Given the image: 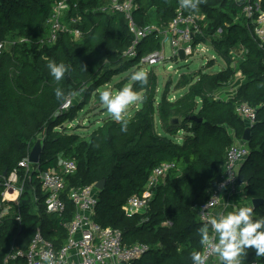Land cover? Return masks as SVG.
<instances>
[{
    "label": "trees",
    "instance_id": "trees-1",
    "mask_svg": "<svg viewBox=\"0 0 264 264\" xmlns=\"http://www.w3.org/2000/svg\"><path fill=\"white\" fill-rule=\"evenodd\" d=\"M57 1L0 0V264H6L11 251L27 250L38 230L57 250L63 247L64 223L75 211L69 191L101 180L106 183L99 192L96 221L120 230L127 245L150 246L133 264H192L191 253L204 248L198 230L205 224L194 209L208 200L220 182L227 149L242 140L247 128L236 111L240 103L256 108L257 119L247 142L250 154L239 176L247 201L263 200L258 207L251 205L254 217H264V43L252 34L242 5L233 0H192L197 4L192 9L183 7L181 0H136L135 19L140 26H147L151 15L168 25L179 9L204 16L207 26L202 24L203 34L193 44L211 41L227 67L216 73H183L176 88L186 90L176 99H171L168 85L159 97L157 75L146 71L148 83L132 85L134 92L143 93L134 115L119 122L107 117L87 138H81L64 124L76 120L92 98L100 103L101 88L114 76L161 50V38L151 34L139 44L138 55L128 57L125 52L134 36L124 15L107 9L109 0H66L71 9L65 22L72 28L70 19L79 17L73 27L82 36L61 32L55 42H49ZM261 6L264 9V0ZM237 43L245 53L234 68L231 50ZM45 58L68 67L60 82L49 74ZM238 72L244 80L235 95L218 97ZM56 87L63 90V99L56 98ZM78 93L83 98L75 103ZM68 99L72 105L63 109ZM156 116L163 133L157 131ZM38 140L43 146L41 159L27 173L19 163ZM59 157L74 159L78 166L66 178L67 209L62 215L47 211V194L38 177V170L57 169ZM164 162L175 167L155 188L147 211L127 213L125 203L142 194L153 169ZM14 170L23 189L17 201H6L3 193ZM5 205L12 207L8 213L3 212ZM239 258L242 264H264V256H257L252 248Z\"/></svg>",
    "mask_w": 264,
    "mask_h": 264
},
{
    "label": "built area",
    "instance_id": "built-area-1",
    "mask_svg": "<svg viewBox=\"0 0 264 264\" xmlns=\"http://www.w3.org/2000/svg\"><path fill=\"white\" fill-rule=\"evenodd\" d=\"M242 5V13L247 18L252 34L263 44L264 43V9L261 0H233ZM136 0H109L107 9L124 15L128 22L129 29L133 33L134 40L125 52L128 57L138 55L139 44L151 34H162V29L172 32L170 38L175 55L179 57V50L183 49L186 58L195 53L196 47L204 43L194 45L197 35H202V20L204 16L189 11L184 12L179 9L176 18L168 25L158 28L154 25L140 26L135 19V10L138 9ZM71 5L66 0L57 1L53 7L50 18L49 42H55L61 32H70L73 37L82 36V31L78 27H73L80 22L79 17H72L67 25L65 18ZM164 32V31H163ZM0 44V52L2 49ZM243 48V47H242ZM244 50V48H243ZM245 53V50H244ZM244 58V55L241 59ZM163 59L161 51H154L145 55L141 63L154 65ZM239 59V61L241 60ZM241 74V73H240ZM72 104V99H68L63 105V109H68ZM238 115L246 122L247 128H251L257 119V110L248 103H240L236 106ZM250 154L247 142L243 139L239 143H233L226 152V161L220 182L211 192L208 200L195 207L194 211L198 218L207 223L210 216L216 213H227L234 207L244 205L243 198L245 183L240 180V169L242 164ZM33 163L29 161V156L20 161L19 166L26 169L27 173L33 169ZM175 167L174 163L164 162L153 169L141 195L131 196L124 205L127 213H144L149 208V203L154 196L155 188L164 182L168 172ZM77 162L74 159L59 157L57 169L38 170V177L42 184V189L47 194L46 206L49 213L64 214L67 205L63 199L66 178L77 171ZM18 181V173L14 170L6 182L7 190L3 200H7L9 189L13 183ZM16 190L17 197L21 193ZM15 190V189H14ZM100 189L96 184L85 185L80 188L71 189L68 199L73 203L75 211L73 217L64 223L67 230V240L63 247L56 249L54 244L48 240L41 231H37L27 250L11 251L5 259L6 264H133L134 261L143 257L150 250L146 243L138 242L127 245L120 230L103 226L96 221V207L98 204ZM9 200L17 201L18 198ZM251 206L252 201L245 203ZM165 224H171L167 221ZM214 232L211 230L210 245L214 243ZM204 254L207 256L206 264H221L219 257L214 251V247H204ZM240 257V256H239ZM238 257L239 264L240 258ZM252 264H258L256 262Z\"/></svg>",
    "mask_w": 264,
    "mask_h": 264
},
{
    "label": "rangeland",
    "instance_id": "rangeland-1",
    "mask_svg": "<svg viewBox=\"0 0 264 264\" xmlns=\"http://www.w3.org/2000/svg\"><path fill=\"white\" fill-rule=\"evenodd\" d=\"M152 20L147 24V25H154L158 28H161L164 26L163 23H160L157 21L155 18V15H151ZM205 20V17H203ZM203 20V25L204 28L207 26V23L204 22ZM235 21H240L237 17H235ZM164 31V32H163ZM215 37L218 36V33L214 35ZM173 37L172 32L167 31V29H162V34L160 35L161 38V53L163 55V59L154 64L151 65L149 63H141L131 69L130 71H127L125 73L116 75L113 77L111 82L108 84L104 85L101 90L104 89H110L114 93L120 90L123 87L127 86H132L135 81L131 79V76L134 72L136 71H153L157 75L158 79V94L159 97L162 95L163 91L165 90V86L170 87L171 91V99H176L180 95L184 93L186 88L184 89H177L176 85L177 82L181 79V75L183 73L185 74H198L200 72H206V73H216L225 67H227V64L225 60L216 53L214 50L213 44L211 41H207L204 44H201L200 46L196 47V51L194 55L191 57L186 58L185 60H181L178 56L175 55V49L172 47L171 39ZM231 55H232V67H236L237 63L239 62V59H241L244 55V50L242 48V45L240 43H237L236 46L231 50ZM214 63V64H212ZM243 77L238 72L233 79V82L224 90L219 91L217 93L218 96H225L223 98H227L226 95H224L225 91H231L232 89L236 90L239 85L243 81ZM118 85L121 86V88H118ZM139 96L142 97V92L137 93ZM83 98V93H78L77 95L75 94V97L73 98V101L75 103H79ZM72 105V104H71ZM141 105V100L133 102L128 106L126 111L123 113V119H129L131 118L135 111L139 108ZM111 114L107 111L106 106H104L101 102L98 103L96 101V98H92L91 103L89 106H87L83 111H81L76 120L74 121H69L65 123V127H68L71 131L75 133H79L81 138H87L89 134L99 126L101 121L103 119L110 117ZM156 126H157V131L160 133H163V130L160 126L159 123V118L156 116ZM183 134L181 133V136ZM240 141V140H239ZM238 140H235V143H239ZM22 188V185L19 184V181L13 183V187L9 189V198H7L6 201H11L9 199L17 197L14 196L16 190H20ZM15 189V190H14ZM7 190V188H6ZM5 190V192H6ZM5 192L3 193L5 196ZM13 195V196H12ZM20 195V194H19ZM18 198V197H17ZM244 200V205L247 203V199L243 198ZM11 205H5L4 207V213H8L11 210Z\"/></svg>",
    "mask_w": 264,
    "mask_h": 264
},
{
    "label": "clouds",
    "instance_id": "clouds-1",
    "mask_svg": "<svg viewBox=\"0 0 264 264\" xmlns=\"http://www.w3.org/2000/svg\"><path fill=\"white\" fill-rule=\"evenodd\" d=\"M185 8L195 9L196 3L192 0H181ZM47 69L55 82H60L68 72V67L63 63L45 58ZM133 81L147 84L148 78L145 71H136L132 74ZM55 96L57 99L64 98V92L56 87ZM100 102L106 106L107 111L114 120L122 121L123 113L133 102L142 100L132 86L123 87L117 92L104 89L99 92ZM126 129L127 122H123ZM214 232V243L210 245L209 230ZM200 243L203 247H214L216 255L221 264H239L238 257L248 248L255 249L257 256H264V217L255 218L252 206L239 205L227 213H216L209 217L207 223L199 228ZM192 264H206L207 256L203 251L191 253Z\"/></svg>",
    "mask_w": 264,
    "mask_h": 264
},
{
    "label": "water",
    "instance_id": "water-1",
    "mask_svg": "<svg viewBox=\"0 0 264 264\" xmlns=\"http://www.w3.org/2000/svg\"><path fill=\"white\" fill-rule=\"evenodd\" d=\"M179 58L181 60H185L186 56L184 54V50L180 49L179 50ZM244 141L248 142L251 139V128H246L245 133L243 135L242 138ZM42 151H43V146H42V142L41 140H38L34 147L32 148L30 154H29V161L33 164H38L40 162L41 159V155H42ZM105 180H101L98 183H96V187L100 190H103L105 187ZM263 203L262 199L259 198H255L252 200V205L254 207H258Z\"/></svg>",
    "mask_w": 264,
    "mask_h": 264
},
{
    "label": "crops",
    "instance_id": "crops-1",
    "mask_svg": "<svg viewBox=\"0 0 264 264\" xmlns=\"http://www.w3.org/2000/svg\"><path fill=\"white\" fill-rule=\"evenodd\" d=\"M242 75V74H241ZM243 77V79H244V76H242ZM237 90V89H236ZM235 89L233 90H231V91H228V90H226L225 91V93H224V95H226L227 97H231V96H234L235 95V91H236ZM185 92V91H184ZM218 96V95H217ZM218 97H225V96H218ZM239 141V140H238ZM12 201H14V200H12Z\"/></svg>",
    "mask_w": 264,
    "mask_h": 264
},
{
    "label": "bare ground",
    "instance_id": "bare-ground-1",
    "mask_svg": "<svg viewBox=\"0 0 264 264\" xmlns=\"http://www.w3.org/2000/svg\"><path fill=\"white\" fill-rule=\"evenodd\" d=\"M16 194H17V193L15 192V194H13V195L16 196ZM13 195H12V196H13Z\"/></svg>",
    "mask_w": 264,
    "mask_h": 264
}]
</instances>
